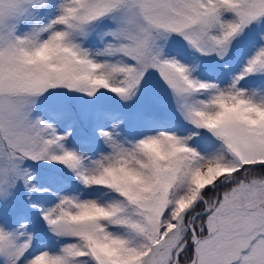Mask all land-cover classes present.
<instances>
[{
	"label": "snow or ice",
	"instance_id": "6c2138e0",
	"mask_svg": "<svg viewBox=\"0 0 264 264\" xmlns=\"http://www.w3.org/2000/svg\"><path fill=\"white\" fill-rule=\"evenodd\" d=\"M0 264H264V0H0Z\"/></svg>",
	"mask_w": 264,
	"mask_h": 264
}]
</instances>
